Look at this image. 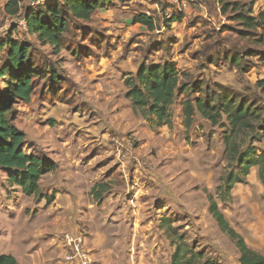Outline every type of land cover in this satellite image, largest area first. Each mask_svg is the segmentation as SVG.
Listing matches in <instances>:
<instances>
[{
	"label": "rangeland",
	"instance_id": "1",
	"mask_svg": "<svg viewBox=\"0 0 264 264\" xmlns=\"http://www.w3.org/2000/svg\"><path fill=\"white\" fill-rule=\"evenodd\" d=\"M54 1L20 0V12L16 16L8 15L5 11L7 2L0 1V45L5 44L0 50V66L6 60L7 41L16 39L31 44L32 62L40 70L31 100L14 107L15 124L26 135L23 150L39 156L46 164H54L55 171L57 164L47 155L53 148V142L62 139L65 132L69 139L79 137L78 134L76 138L71 137L75 132L74 118H81L80 122L87 128L89 123L99 119L105 122L106 114L118 107L119 114L124 116L121 121L131 123L128 131L110 126L108 118L106 124L109 127L92 132L97 134L91 138L95 140L97 149L94 155L99 156L100 174L105 177L98 179L92 193L97 195L104 191L102 184H111L112 180L113 186L110 187L113 193L124 191L129 195L134 192L132 182L135 176H158L163 196L171 202L178 198L177 201L182 204V208L179 203L168 207L165 216L174 256L177 247L172 233L168 232L170 226L183 238L184 250L202 251L219 264H235L239 251L210 215L208 198L210 194L215 196L225 175L227 158L224 139L228 127L223 128L221 124L213 126L197 112L193 125L187 127L183 102L189 96L195 99L209 96L212 99L214 93L223 91L222 88L237 94L240 99L259 101L255 86L258 80L264 78V27H250L243 17L263 14L264 0H225L223 5L219 0H204L213 22L196 18L195 21H199L202 27H196L195 31L189 30L194 24L192 22L182 28L177 25L175 30L172 28L173 22L170 23L171 19L167 20L166 16L169 13L166 11L169 5L166 0L116 2L109 9L97 11L90 21L69 20L66 44L57 51L42 45L29 34L27 24L20 22L33 10L44 8ZM189 6L195 8L196 16L204 4ZM226 6H229L226 13H222ZM138 13L152 17L156 21V29L151 31L141 24H134L132 17ZM215 22L220 23L219 28L213 27ZM200 33L202 36L198 38ZM103 55L108 59L102 60ZM167 58L176 64L181 74H185L182 85L189 86L177 94L172 107L174 123L171 128L167 125L158 127L155 123L151 125L142 116L136 115L127 98L130 86L126 83L141 64H157ZM103 63L107 64V71L101 74L98 68ZM51 67H55L60 74L59 84L50 81ZM122 71H125V81L121 78ZM4 81H0L1 98L7 95ZM100 92L102 100L99 99ZM55 102L58 104L55 105ZM61 111L66 112L65 124L60 122L56 129H50L48 122L51 116ZM222 124L227 125L225 119ZM90 128L95 129L94 126ZM49 173L46 172L39 181L40 193L28 196L22 188L11 183V172L0 167V255L16 252L23 245L29 246L41 230L53 222V215L48 209L50 200H43L47 193L54 195L56 191V183L50 181ZM112 176L119 177L112 179ZM181 198L182 202L179 201ZM44 201L48 204L43 209L40 207ZM218 202L226 220L238 232L235 226L241 223V211L234 205L233 195L229 204ZM66 233L82 236L84 247L95 262L88 247L89 231L80 226L75 232H60L58 238L62 239ZM67 255L66 252V260Z\"/></svg>",
	"mask_w": 264,
	"mask_h": 264
},
{
	"label": "trees",
	"instance_id": "2",
	"mask_svg": "<svg viewBox=\"0 0 264 264\" xmlns=\"http://www.w3.org/2000/svg\"><path fill=\"white\" fill-rule=\"evenodd\" d=\"M130 1L132 0H55L28 14V32L42 45H48L57 51L66 44L65 34L69 30V20L90 21L97 11L109 9L116 2ZM219 2L223 5L225 0ZM228 7L222 13H226ZM5 11L10 16L18 15L20 0H8ZM180 16L173 18L170 23L175 19L178 21ZM243 19L250 27H264V13L259 17L246 16ZM133 22L151 31L157 27L154 20L144 13L136 14ZM4 46L5 44H1L0 50ZM6 46V60L0 66V81L8 79L4 81L7 95L5 98L0 97V167L11 172L9 180L22 188L26 195L37 196L40 193V179L46 172L54 170V164H46L39 156L27 154L23 150L26 135L15 124L14 107L31 100L35 92V79L40 70L32 62L31 44L9 39ZM49 73L54 78L58 71L51 67ZM183 77L185 74H181L170 59L157 64H141L137 73L126 80L130 86L127 98L131 101L132 111L151 125L155 123L158 127L167 125L171 128L174 123L172 107L177 94L189 87L182 85ZM255 88L260 102L240 99L237 94L224 88L221 93H214L212 99L209 96L205 99L189 96L183 102V117L187 127L193 125L196 112L213 126L221 124L223 128L228 127L224 139L227 167L215 196L208 195L209 213L222 232L235 243L241 264H264V255L252 250L244 237L229 224L218 201L221 204L231 203L232 190L238 184H247V176L253 168H258V177L264 186V78L258 80ZM191 92L193 94L195 91ZM223 119L227 125L222 124ZM168 232L172 233L173 243L177 247L173 264H219L202 251L193 252L189 248L184 250L183 238L179 237L177 231L173 232L170 226ZM0 264L20 263L15 256L2 254Z\"/></svg>",
	"mask_w": 264,
	"mask_h": 264
},
{
	"label": "crops",
	"instance_id": "3",
	"mask_svg": "<svg viewBox=\"0 0 264 264\" xmlns=\"http://www.w3.org/2000/svg\"><path fill=\"white\" fill-rule=\"evenodd\" d=\"M200 1L204 6L196 16L195 8L186 7L184 18L182 19L181 16L178 21L171 23L172 28L174 29L175 25L182 28L187 25L186 23L192 22L194 24L189 30L195 31L196 27H202L199 21H195L196 18L212 23L213 18L207 11L208 5L205 7V1ZM219 18H222L221 13ZM213 27L219 28L220 23L215 22ZM200 36L202 33L198 38ZM106 59L108 58L103 55L102 60ZM98 69L101 74L106 73L107 64L103 63ZM124 73L125 71H122V79ZM78 74L81 76L80 73ZM51 78L50 81L55 84H59L61 80L59 73ZM101 96L103 94L100 92L99 99ZM118 110L117 107L106 114L107 119L111 121L109 125L128 131L131 123L121 121L124 116L120 115ZM65 116V111L51 116L52 120L48 122L50 129H56L60 122L65 124ZM74 119L75 132L71 137H77V134L79 137L76 140L69 139L68 133L65 132L62 139L53 142V148L47 155L48 158L50 157L49 160L57 164L56 170L49 173L50 181L53 184H61V186L54 184L55 194L49 192L43 199L50 200L48 209L53 215L51 218L53 222L45 226L29 246L23 245L16 252L4 254L15 256L20 264H68L66 260L68 250L65 248L63 237L62 239L58 237L60 232H75L82 226L89 231L88 247L96 264H173L174 252L167 235L165 216L168 207L179 203L178 198L171 202L167 196H163V188L158 185L161 183L158 176V178L135 176L132 182L134 192L129 195L124 191L113 193L110 187L113 186L112 180H110L111 184L101 183L104 191L97 195L93 194L92 189L99 182L98 179L103 180L105 177L100 174L99 156L94 155L97 149L95 140L91 138L97 134L94 135L92 132L109 127L106 124L108 120L105 119L104 122L99 119L98 122L89 123V126L84 128V123L80 122L81 118ZM91 126L95 129L90 128ZM87 143L91 144L87 145ZM112 177L116 179L119 176ZM232 195L234 205L241 211L239 218L241 223L235 228L244 235L251 249L264 255V186L259 180L258 168L251 170L247 176V184H238L233 189ZM45 201L40 208L48 204ZM179 201L182 202L183 198ZM179 206L182 208L181 203ZM236 259L235 264H241L240 253Z\"/></svg>",
	"mask_w": 264,
	"mask_h": 264
},
{
	"label": "built area",
	"instance_id": "4",
	"mask_svg": "<svg viewBox=\"0 0 264 264\" xmlns=\"http://www.w3.org/2000/svg\"><path fill=\"white\" fill-rule=\"evenodd\" d=\"M0 1L8 2V0H0ZM166 1L169 4L167 6V9H166V11L169 12V13H166L167 20H169V19L172 20L173 18H176V17L182 15L184 9L191 4L194 7L196 5H200V6L203 5V3H201L200 0H166ZM193 2H195V3H193ZM32 5L34 6L35 3H33ZM170 12H172V13H170ZM20 22L22 24H24V23H26V19L24 18ZM165 24H166V22H165ZM163 29L164 30L166 29L165 25H164ZM63 242L65 245V248L68 250L67 251V254H68L67 255V261L69 264H95L90 253L84 247V239L82 236H74V235H71L69 233H66L63 236Z\"/></svg>",
	"mask_w": 264,
	"mask_h": 264
}]
</instances>
